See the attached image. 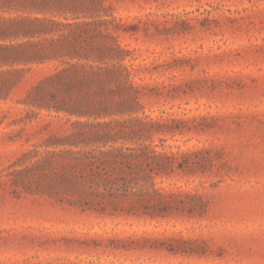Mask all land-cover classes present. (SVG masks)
<instances>
[{
  "label": "rangeland",
  "instance_id": "1",
  "mask_svg": "<svg viewBox=\"0 0 264 264\" xmlns=\"http://www.w3.org/2000/svg\"><path fill=\"white\" fill-rule=\"evenodd\" d=\"M93 1L51 0L41 14L0 0V20L47 18L61 23L56 36L82 21L128 30L119 42L139 67L145 114L181 121L158 135V150H205L217 165L158 182L202 195L209 209L153 220L70 206L58 185L77 118L29 97L59 61L22 74L0 63L14 80L0 91V264H264V0Z\"/></svg>",
  "mask_w": 264,
  "mask_h": 264
},
{
  "label": "trees",
  "instance_id": "2",
  "mask_svg": "<svg viewBox=\"0 0 264 264\" xmlns=\"http://www.w3.org/2000/svg\"><path fill=\"white\" fill-rule=\"evenodd\" d=\"M21 3L24 10L41 14L52 4L51 0ZM110 23H69L64 25L68 32L56 36L53 27L61 23L47 18L0 20V40L24 39L0 45L1 64L22 65L16 70L22 74L33 66L59 61L29 96L39 109L77 118L73 126L78 130L63 140L59 190L70 206L83 212L153 220L203 216L209 203L202 195L167 190L158 179L178 171L205 174L217 166L215 160L205 150H158V135L176 133L181 121L161 122L145 114V87L135 82L139 67L126 63L131 52L119 42V31L128 30L121 25L111 29ZM6 73L0 71L1 92L14 84Z\"/></svg>",
  "mask_w": 264,
  "mask_h": 264
}]
</instances>
